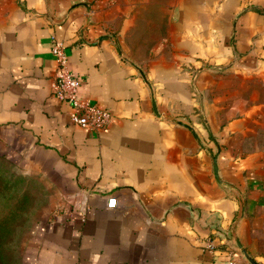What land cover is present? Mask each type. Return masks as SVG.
Returning a JSON list of instances; mask_svg holds the SVG:
<instances>
[{"label": "crops", "instance_id": "crops-1", "mask_svg": "<svg viewBox=\"0 0 264 264\" xmlns=\"http://www.w3.org/2000/svg\"><path fill=\"white\" fill-rule=\"evenodd\" d=\"M135 5L0 0V162L51 193L22 264H264V0H172L134 46ZM54 38L104 130L51 95Z\"/></svg>", "mask_w": 264, "mask_h": 264}, {"label": "rangeland", "instance_id": "rangeland-1", "mask_svg": "<svg viewBox=\"0 0 264 264\" xmlns=\"http://www.w3.org/2000/svg\"><path fill=\"white\" fill-rule=\"evenodd\" d=\"M135 1L133 13L138 21L129 42L134 46L148 42L153 24L156 27L160 21L163 25L172 0ZM50 199V191L39 178L0 162V264H22V249Z\"/></svg>", "mask_w": 264, "mask_h": 264}, {"label": "built area", "instance_id": "built-area-1", "mask_svg": "<svg viewBox=\"0 0 264 264\" xmlns=\"http://www.w3.org/2000/svg\"><path fill=\"white\" fill-rule=\"evenodd\" d=\"M50 50L54 58L55 66L50 83L51 95L58 100L66 102L69 107L70 122L90 132L104 130L111 121V112L91 103L81 95V80L68 67V57L62 41L52 39ZM109 207L115 206V198L108 201ZM202 250L208 252L222 251L227 255L229 264H237L236 252L240 248L229 244L224 239L216 245L213 238L201 240Z\"/></svg>", "mask_w": 264, "mask_h": 264}, {"label": "water", "instance_id": "water-1", "mask_svg": "<svg viewBox=\"0 0 264 264\" xmlns=\"http://www.w3.org/2000/svg\"><path fill=\"white\" fill-rule=\"evenodd\" d=\"M214 169H215V172H216V165H215V162H214Z\"/></svg>", "mask_w": 264, "mask_h": 264}]
</instances>
